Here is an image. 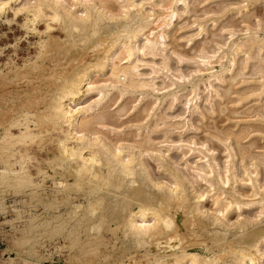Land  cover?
Listing matches in <instances>:
<instances>
[{
  "label": "clouds",
  "instance_id": "9594fccd",
  "mask_svg": "<svg viewBox=\"0 0 264 264\" xmlns=\"http://www.w3.org/2000/svg\"><path fill=\"white\" fill-rule=\"evenodd\" d=\"M9 11L24 35L0 47V201L17 264H243L224 250L243 226L264 244V0ZM123 242L139 259L113 258Z\"/></svg>",
  "mask_w": 264,
  "mask_h": 264
},
{
  "label": "rangeland",
  "instance_id": "374dc122",
  "mask_svg": "<svg viewBox=\"0 0 264 264\" xmlns=\"http://www.w3.org/2000/svg\"><path fill=\"white\" fill-rule=\"evenodd\" d=\"M7 15V16H6ZM14 12L9 11L6 12L2 19H0V33H7V36H0V47H3L5 43L11 44L15 42L16 37H20L24 35V32L18 27L19 24L23 23L24 16H17L16 24L11 25V31L9 30V25L5 23V20H11L13 19ZM8 19H7V18ZM41 30H43L41 28ZM11 51V49H9ZM251 103V101L249 102ZM191 161V158H190ZM262 176H264V170H261ZM2 202V201H0ZM3 202L6 203L8 207H10L8 212L3 206H1L2 210L0 211V240L3 242V250L6 253L5 259L7 264H17V261L20 259V254L18 249V244L15 240V233H16V226L20 223L19 216L17 212H13V205H11L10 201L4 200ZM0 208V209H1ZM12 211H11V210ZM8 212V213H7ZM192 253H198L195 249L190 250ZM264 252V244L262 247V251ZM259 259H256V261L259 262V264H264V261H260V257L257 255ZM127 261V260H126Z\"/></svg>",
  "mask_w": 264,
  "mask_h": 264
},
{
  "label": "bare ground",
  "instance_id": "6f19581e",
  "mask_svg": "<svg viewBox=\"0 0 264 264\" xmlns=\"http://www.w3.org/2000/svg\"><path fill=\"white\" fill-rule=\"evenodd\" d=\"M10 7H12V6L10 5ZM4 15H5V13L0 15V19H2ZM160 194L161 195L163 194L162 188H161ZM1 206H3L4 208H7L6 210L8 212H10L8 210L10 207H8L9 205L7 206L5 202H3V201L0 202V208H1ZM13 207H14V205H13ZM0 211H4V210H2V208H1ZM17 214H18V212H17ZM133 227L135 228V226H133ZM140 227L143 228L144 226L140 225ZM243 227L245 230L243 233H241L239 240L232 241V242H226V244L224 246V250L230 251V253H235V255L230 254L228 257H225V259H230L233 261H241L242 260L243 264H254V262H257L256 259H259L257 257V252H261L262 247H263V244L259 243V239H260V236L262 234L261 226L256 225V226H243ZM123 243L125 244V247L121 248L120 251H117L115 257H113V258L126 261V260H128V256H131L133 260L139 259V257L137 256L136 250L134 249V246L129 242H123ZM257 245H259V247H257ZM117 247H119V245H117ZM190 254L198 255L199 253L190 252ZM245 257H248V258L245 259Z\"/></svg>",
  "mask_w": 264,
  "mask_h": 264
},
{
  "label": "built area",
  "instance_id": "2783aa9c",
  "mask_svg": "<svg viewBox=\"0 0 264 264\" xmlns=\"http://www.w3.org/2000/svg\"><path fill=\"white\" fill-rule=\"evenodd\" d=\"M2 245H3V242H1L0 240V264H7L6 260L9 258V256L7 259H5L6 253L4 252Z\"/></svg>",
  "mask_w": 264,
  "mask_h": 264
}]
</instances>
